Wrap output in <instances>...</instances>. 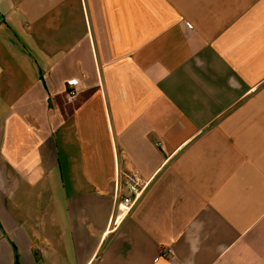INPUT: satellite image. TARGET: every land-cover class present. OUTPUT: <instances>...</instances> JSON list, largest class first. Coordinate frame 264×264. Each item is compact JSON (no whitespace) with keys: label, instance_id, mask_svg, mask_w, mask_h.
<instances>
[{"label":"crops","instance_id":"0c3cea01","mask_svg":"<svg viewBox=\"0 0 264 264\" xmlns=\"http://www.w3.org/2000/svg\"><path fill=\"white\" fill-rule=\"evenodd\" d=\"M0 264H264V0H0Z\"/></svg>","mask_w":264,"mask_h":264},{"label":"built area","instance_id":"2783aa9c","mask_svg":"<svg viewBox=\"0 0 264 264\" xmlns=\"http://www.w3.org/2000/svg\"><path fill=\"white\" fill-rule=\"evenodd\" d=\"M121 183L124 188V194L118 204V217H124L128 214L145 188V184L142 183L135 175L124 176L121 180L120 177H118L116 184L121 185Z\"/></svg>","mask_w":264,"mask_h":264}]
</instances>
